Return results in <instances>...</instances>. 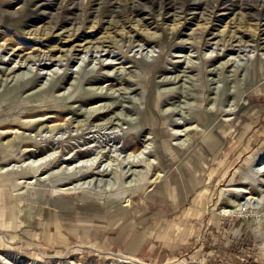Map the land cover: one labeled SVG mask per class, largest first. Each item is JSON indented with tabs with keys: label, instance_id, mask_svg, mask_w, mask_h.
Masks as SVG:
<instances>
[{
	"label": "rangeland",
	"instance_id": "374dc122",
	"mask_svg": "<svg viewBox=\"0 0 264 264\" xmlns=\"http://www.w3.org/2000/svg\"><path fill=\"white\" fill-rule=\"evenodd\" d=\"M140 262L264 264V0H0V264Z\"/></svg>",
	"mask_w": 264,
	"mask_h": 264
},
{
	"label": "crops",
	"instance_id": "0c3cea01",
	"mask_svg": "<svg viewBox=\"0 0 264 264\" xmlns=\"http://www.w3.org/2000/svg\"><path fill=\"white\" fill-rule=\"evenodd\" d=\"M50 228V227H48ZM55 237H53L54 239ZM137 238H141V240L137 239ZM56 240H58V242H63V239L61 237L57 238ZM148 240V242L146 241ZM138 241V243H137ZM152 241L150 239H147V237H142L141 235H134L131 238L129 237V239L127 240V242H124V239L119 236V235H115L113 238L110 239L109 243L111 244V246L117 247V248H125L126 251L128 253H130L131 255H139L140 251L143 249L145 252L143 254H150V253H155L156 251V245L152 242V244H150V246H148L146 248V246L148 245V243H151ZM56 245V244H53ZM61 245H63V243H61ZM139 251V252H138Z\"/></svg>",
	"mask_w": 264,
	"mask_h": 264
},
{
	"label": "bare ground",
	"instance_id": "6f19581e",
	"mask_svg": "<svg viewBox=\"0 0 264 264\" xmlns=\"http://www.w3.org/2000/svg\"><path fill=\"white\" fill-rule=\"evenodd\" d=\"M238 53H239V52H238ZM11 54H12V53H11ZM13 54H14V53H13ZM13 54H12V55H13ZM109 54H110V53H109ZM20 67H23L22 64H17V68H20ZM261 69H262V68H261ZM260 71H262V70H260ZM261 78H262V77H261ZM250 99H251V98H250ZM252 99H253V98H252ZM249 103H250V102H249ZM57 131H58V130H57ZM94 137H95V136H94ZM25 147H26V146H25ZM25 147H24V148H25ZM29 147H30V146H29ZM161 152H162V151H161ZM82 156H83V155H82ZM69 159H70V158H69ZM7 160H8V159H7ZM65 161H66V160H65ZM81 162H82V161H81ZM92 163H93V162H92ZM96 163H97V162H96ZM39 164H40V163H39ZM43 164H44V163H43ZM93 164H94V163H93ZM75 165H76V164H75ZM78 165H79V164H78ZM85 165H86V164H85ZM97 167H98V166H97ZM112 167H113V166H112ZM91 169H92V168H91ZM105 169H106V168H105ZM97 173H98V172H97ZM90 180H92V179H90ZM90 180H89V181H90ZM91 182H92V181H91ZM91 182H90V183H91ZM166 182H167V181H166ZM162 185H163V184H162ZM164 187H165V186H164ZM60 190H61V189H60ZM247 192H248V191H247ZM128 202H129V201H128ZM120 257L123 258V259H128V260H130V261H134V260H132V259H130V258H128V257H125L124 255H120ZM7 263H8V262H7ZM137 264H139V263H137ZM140 264H144V263H141V262H140ZM166 264H176V263H166Z\"/></svg>",
	"mask_w": 264,
	"mask_h": 264
}]
</instances>
